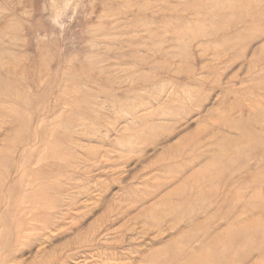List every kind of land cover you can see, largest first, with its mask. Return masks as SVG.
Returning <instances> with one entry per match:
<instances>
[{
	"label": "rangeland",
	"instance_id": "obj_1",
	"mask_svg": "<svg viewBox=\"0 0 264 264\" xmlns=\"http://www.w3.org/2000/svg\"><path fill=\"white\" fill-rule=\"evenodd\" d=\"M175 250L264 264V0H0V264Z\"/></svg>",
	"mask_w": 264,
	"mask_h": 264
},
{
	"label": "bare ground",
	"instance_id": "obj_2",
	"mask_svg": "<svg viewBox=\"0 0 264 264\" xmlns=\"http://www.w3.org/2000/svg\"><path fill=\"white\" fill-rule=\"evenodd\" d=\"M229 26V25H228ZM198 39V38H197ZM215 54V53H214ZM218 57V56H217ZM214 58V57H213ZM174 78V77H173ZM172 79V78H171ZM159 96V95H158ZM163 105V104H162ZM163 107V106H162ZM226 112V111H225ZM241 112V111H240ZM174 117V116H173ZM164 126V125H163ZM259 129V128H258ZM229 135V134H228ZM234 140V139H233ZM232 143H233V141H232ZM219 154V153H218ZM198 161V160H197ZM235 161L232 159L231 161H230V163H232V165L233 164H235L234 163ZM177 163V162H176ZM236 171L234 170V173H235ZM222 173V172H221ZM32 174V173H31ZM231 176H234L233 174L231 175H229V178L231 177ZM217 176H212V179L213 178H216ZM219 179H221V177L219 176L218 177V180ZM228 187V186H227ZM195 188V187H194ZM197 189V188H196ZM223 189H225V187L223 188ZM227 189H225V190H223L224 192L226 191ZM196 193H197V196L199 197L198 198V200L199 201H201V199L203 198V196H202V190L201 189H197V191H196ZM218 192H216V194H217ZM184 219V217L180 220V221H182ZM180 221L178 222V223H180ZM177 223V224H178ZM191 233V232H190ZM249 234H250V231H248V232H246L245 234H244V236H249ZM192 238L193 239H191V238H189L190 240H194V239H197L196 238V236L195 235H193L192 236ZM224 241L222 242V238L220 239V241L218 240V242L217 241H215V243H214V245H216V244H218V246L219 245H222L226 250H228L233 244H235L234 242H235V240H236V237L234 238V237H232V236H229V235H227L226 236V238H224L223 239ZM186 245V244H185ZM242 246H244V244L242 243ZM183 248H184V250H187L186 249V246L184 247L183 246ZM176 251V250H175ZM173 252V251H172ZM180 252V251H179ZM179 252H177L176 251V253H177V255L176 254H174V252L172 253V258H171V260L174 262H176V263H182V264H198V262H202V263H205V264H212L213 263V260L211 259V258H199V257H196L195 259H193L194 257H190V256H186V255H184V256H182V255H179ZM142 255V254H141ZM173 264V263H172Z\"/></svg>",
	"mask_w": 264,
	"mask_h": 264
}]
</instances>
